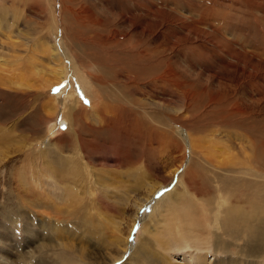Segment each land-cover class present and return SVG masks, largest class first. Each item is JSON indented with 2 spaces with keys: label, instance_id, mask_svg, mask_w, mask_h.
Listing matches in <instances>:
<instances>
[{
  "label": "rangeland",
  "instance_id": "1",
  "mask_svg": "<svg viewBox=\"0 0 264 264\" xmlns=\"http://www.w3.org/2000/svg\"><path fill=\"white\" fill-rule=\"evenodd\" d=\"M78 1L80 6L84 8L83 10H85L86 7L89 6H91L92 9H97L98 3L102 0ZM106 1L109 4L108 7L110 6L111 9L116 8L117 2L123 1L124 3L121 4L119 12L126 15H129V13L134 10L135 6L133 0ZM167 1L175 3L177 2L176 5L182 8L187 4L191 7L197 6L190 9L189 7L185 8L182 12H178L177 16L179 18L192 17L195 20L201 18L207 24H216V22L214 23L212 18H217L220 20L219 23H225L224 25L229 28L228 32L225 30L221 32V34L225 36L231 43H234V49L239 54H243L244 52L256 53L257 62L259 64L255 66L256 73L254 74V77L251 81L252 88L255 94L254 96L259 101V103H257L256 105V108H254L253 120L254 135L257 140V155L255 159L256 161H254L253 164L257 167H254L255 171L257 172L256 175L252 176L246 173V171L243 174H241V172H237L238 174L226 172L224 173L226 182H222L217 186L213 183L204 184L202 178H206L208 177V175L213 174L210 173L209 168L206 166L205 168L197 167L194 175L195 177L189 178L191 174H187V177L190 179H188L189 181L187 180L188 183L181 178L186 177L181 176V173L176 174L173 178L168 180L166 176L168 175L169 168H165L161 163L156 166V164H154V161L152 160L154 159L153 154L150 153V155H148L145 150L149 141V139H147L150 136L149 132L141 131V137H133L134 140H132L133 138H131L130 135L126 136L122 134L123 130L120 125H117L114 128H106L105 126L100 127L94 125L90 116H87L89 115V111L79 112V115H81L82 117H80V121L77 123L78 125L72 126V129H75L69 133V120L61 118L62 111L60 107H57L56 119L52 123L46 125L45 128H43V126H41L40 124V121L43 120L46 113H44L45 111L42 110L40 106L43 105L46 100H43L42 98H40L39 100L34 98L35 93L33 92L35 90L38 92V94H41V87L37 89L42 84L41 80H45L49 83L53 81H51V79H53V76L50 75L49 72L50 70L55 68V66H52V59L49 57L47 50L42 51L41 45H39L42 42H38L36 40L37 36L35 38V42L37 44H35V46H32L31 49L25 50V47L22 48L21 46H14L13 48L8 47L7 45L11 38V34L4 30V21L0 19V42L2 41L0 43V51L1 49L3 51L5 50L4 52H0V80L2 78V81L5 80L3 81L4 84L2 81H0V250L4 249L5 251L10 252L9 256L12 260L15 259L18 255L24 253L31 254V251H37V248L40 246L45 248V253L48 255V261L50 260L51 264H138L135 258L136 255H141V259H145L142 264H195L191 261H189V263L185 262L184 260L185 254L194 249L193 245L196 244V242H194L195 236L189 238L191 239L190 242H183L180 241V239L176 241L177 237L174 228L175 222H178L177 220H179V222L181 220V222H195L199 219L197 222H205L207 220L213 222L215 218L218 217V222H220V220H226L227 222H238L240 220L247 221L250 218L255 220V218L258 219L264 216V0ZM186 1L190 2L187 3ZM249 1L261 3V12L249 8V5H251L249 4ZM166 4L168 9L174 10V7L171 6L168 2H166ZM168 5L170 8L168 7ZM59 6L60 5H58V8H56L57 10L55 12V15L59 14V16H57L55 19H61V21L59 20L57 22V26L59 25L60 27L61 25H66L68 26V28H71L73 26L71 24V18H69L68 15L66 16V14H63V16L61 13H59ZM45 9V13L47 16V6L45 7ZM187 9L188 11H186ZM201 9H203L202 14L199 13ZM163 11L169 14L171 13L168 10ZM2 14V17H8L11 20V13H9L7 16H5L4 12H2ZM216 14H219V16L224 19H220ZM34 16H30L26 12H23V15L20 13L18 17L15 16V18H19V22L20 20H23V17H26V20H30L28 21L29 23L27 22L29 28L24 25L21 26V23L20 25L18 24L17 30L20 31V35L22 34L21 36H29V31L31 32V30L36 29L37 26H40V29H42L41 26L47 25L45 23L48 22V20L40 21ZM167 16L168 15L163 14L160 16L161 19L159 20H163L162 22H165ZM65 17L68 18V20ZM168 20H172V18H168ZM37 22H39V24ZM135 22L137 23L138 21L136 20ZM241 22L250 23V25H248L250 27L241 32L242 34L237 33L235 35H230V30H238L237 28H235L236 24H239ZM35 24L37 26H35ZM238 27L239 29L242 28L240 26ZM50 28H48L49 35L53 33ZM172 29H174L175 31H179L176 27ZM170 34L171 33L167 30V32H164L163 36L160 35V40L166 39L164 37L166 35H169L168 38L172 39V34L171 36ZM245 35L247 36V38H244ZM7 38H9V40ZM3 39L7 40L5 41ZM235 39L238 40L235 41ZM145 40L146 38H143L142 42H140L139 40L137 41L141 45H146L148 41ZM212 40L214 41V39ZM230 42L222 40L221 45V43L216 40L218 47L220 44L223 51H226V49L230 50ZM181 45H179V53H184L185 51L184 54H181L182 57L186 58L188 62H192L195 66L197 65L196 69L200 65L197 70H207L210 71V74H213L211 72H214V74L220 75L224 79V81H228V84L237 86L238 88H242L244 85H246V82H244V80L248 81V79H246L245 77L241 75L237 77L226 76V74L223 72V69L221 68V59L225 60L227 63L233 62L230 57H227L225 52L221 51L220 49L216 50L214 48H210L212 51L208 54V56H210L211 58L210 59L209 57H207V55L205 56L203 54L202 56L199 50H196L197 52H195V50H189V47L187 45ZM37 46L40 47L38 48ZM186 46L187 48H185ZM86 47L87 46L83 44H79L78 47L73 45L72 52L75 54L77 53V56L80 55L78 56L80 60L84 59L85 55H88L90 57L92 56L91 59L89 58L88 60L90 65L93 64L91 66L90 72H93L92 74H95V76H99L101 74L104 76V79L106 81H110L109 83L111 85H106L108 84V82H106V84L102 88V90H104L106 94L118 96V94L121 93V88L114 84L116 80L112 75L113 71L106 64L105 56L100 51H98V53L94 46H88L87 48ZM44 48L47 47L45 46ZM88 48L89 50L87 51ZM93 49L95 50V52H93ZM215 53H217L218 55ZM219 56L221 58H219ZM212 57H215L217 59H212ZM47 58H50V62H48ZM121 59L123 60L122 62L125 63L126 67H133V58L121 57ZM206 68H208L209 70ZM27 71H29V74L27 73ZM18 73L20 75L16 76ZM4 76L7 77L5 78ZM18 77H20L19 84L17 83ZM71 80H73L72 73L69 71V69H66L64 76L60 80L61 83H65L64 86H60L61 83L52 86V88L50 89V96L68 101L69 98L67 97V91L73 89V85L69 84ZM73 83H75V80H73ZM23 84H26L28 86L31 85L32 89L30 90L34 89L33 92H30L29 94H26V96H23V93L26 92L22 87ZM75 95L77 98L79 97L78 93H76ZM123 95L128 94L123 92ZM118 108L119 105H115V109ZM119 111L120 109L116 112L120 118L119 121L125 126L126 121H122L126 120L129 117L122 111ZM141 123L144 124V122ZM240 132L245 131L243 130ZM67 140H70V143ZM52 143V147L54 149L51 147L52 149L50 148L47 154L45 152L46 148ZM63 143L65 146L63 145ZM143 144L144 146H142ZM226 145L230 146V144ZM39 151L41 152L39 153ZM142 151H144L145 153ZM61 159L64 161H62ZM68 159L70 162L68 161ZM65 160H67L68 162ZM139 160L144 161L145 163H138ZM135 161L137 165L135 164ZM147 161H150V163H148ZM69 169L72 172L69 171ZM44 170L46 172H44ZM53 170L55 171V173L52 172ZM79 170L81 171V173ZM59 171H61L62 174ZM63 173L68 174L65 175ZM51 174H53V179H47L46 177ZM56 178L60 179L57 180ZM35 179H41L42 187H33V181ZM233 184L236 186L232 188V186H234ZM69 185L72 186V188L69 187ZM31 187L36 190V194L35 190L34 192L33 190H31ZM47 187H49L50 189ZM222 187L225 188V190L227 187V191H224ZM234 188H236V190L238 191H235ZM233 189L234 191H232ZM38 190L41 191L46 197L40 196ZM57 193L60 194L58 195ZM182 193H184V195ZM220 196L224 198L222 199ZM176 198H178V200ZM193 198L195 201L193 200ZM240 198L241 200H239ZM196 200L199 201L196 202ZM205 200L208 202H206ZM225 200L227 201V203L225 202ZM174 202L176 204H174ZM199 202L203 203L199 204ZM206 203L210 205V207H208V205L206 206ZM50 208H52L53 210H48ZM229 208L230 210H228ZM201 210H205L203 215ZM8 212L11 214V216H6V213ZM19 212H21L20 217L25 219L17 218L16 213L18 214ZM213 215H215V217ZM204 216H207L208 218L206 217L205 219ZM212 231L216 234L215 230ZM188 233L190 235H193L191 232ZM200 235L199 233L197 234V236ZM118 238H127V247H125L124 249L120 247L119 243H117ZM165 243H167L166 248H162L159 246V244L164 245ZM184 243L187 244L185 245ZM234 255H237L236 258L235 256H233V254L226 256L224 255V257L223 255H219L218 257L216 254H213V260L211 259L210 264H232L233 261L236 262L237 259H241L238 254ZM55 257L57 260L55 259ZM229 259H231V262H228ZM255 259L256 263L264 264V256H260L257 254L256 257L254 256V260Z\"/></svg>",
  "mask_w": 264,
  "mask_h": 264
},
{
  "label": "bare ground",
  "instance_id": "2",
  "mask_svg": "<svg viewBox=\"0 0 264 264\" xmlns=\"http://www.w3.org/2000/svg\"><path fill=\"white\" fill-rule=\"evenodd\" d=\"M133 2L135 4L134 10H132L129 13V15H126L124 13L119 12L121 4L124 3L123 1L117 2V6L114 9H111L110 6L108 7L109 4L106 0H102L98 3L97 9H92V7L89 6V7H86L85 10H83L84 8L80 6L78 0H57V1L56 0H0V19L4 21L3 22L4 28H5L4 30L11 34L10 40L9 38H7L9 40V43L7 46L10 48H13L14 46H21L22 48L25 47V50L31 49L32 46H35V44H37L35 42V38L37 36L36 40L38 42L40 41L42 42L39 44L41 45L42 51L47 50L49 57L52 59L51 61V64H53L52 66H55L56 69L58 68L57 70L53 68L49 72L50 75L53 76L52 77L53 79H51V81L53 80L52 82L49 83V82H46L45 80H41L42 84L41 86L37 88L39 89L41 87V90H42L41 94H38V92L35 91L34 89H33L34 92L33 90H30L32 89L31 85L30 86L26 84L22 85V87L24 88V91H26L25 93H23V96L24 95L26 96V94L33 92L35 93L34 98L38 100L40 98H42L43 100L44 99L46 100L43 103V105L40 106V108L45 111L44 113H46L44 115L43 120L40 121L41 126L45 128L46 125H48L49 123H52L56 119V116H57V111H56L57 107H60L62 111L61 118L65 120H69L68 122H69V133H70L75 129V128L72 129L73 128L72 126L78 125L77 123L80 121V117H82L81 115H79V112L89 111V115L87 116H90L93 124L96 126H100V127L105 126L106 128H114L115 126L120 125L123 130L122 134L126 136L130 135L131 138L141 137L142 132H149L150 136L149 138H147L149 139V141H148V144L145 150L148 155H150V153L153 154L154 159L152 160L154 161V164H156V166L159 163H161L163 164L165 168L167 169L169 168L168 175L166 174L167 175L166 178L168 180L173 178L178 173H181L180 174L181 176H186V177H187V174H191L189 178L195 177L194 175H195L197 167L205 168L206 166L209 168L210 173L211 174L213 173V174L208 175V177L206 178L205 177L202 178V181L204 184L213 183L214 185L217 186L222 182H226V178H224V173L226 172L234 173V174H238L237 172L239 173L241 172V174H243L246 171V173L252 176L256 175L257 172L255 171V168H254L256 166H254L253 164H254V161H256L255 159L257 155L256 154L257 152L256 141L257 140L254 135L253 120H254V108H256V105L257 103H259V101L254 96L255 94H254V90L251 84L252 78L254 77V74L256 73L255 66L259 64L257 62L256 53L253 52L254 53L253 54L252 52H244L243 54H239L234 49V46H235L233 45L234 43H231L229 40H227L225 36L221 34V32L225 30L228 32L229 28L224 25L225 23H219L220 20L217 18H212L214 23L216 22V24H207L201 18L195 20L192 17L179 18L177 16V13L182 12L185 8L189 7L190 9V8H194L197 6L191 7L190 5L187 4L185 7L182 8L176 5L177 2L176 3L169 2L167 0H162V1L133 0ZM166 2H168L171 6H173L174 10L168 9ZM249 2H250L249 4H251L249 5L250 6L249 8H252V9H255L261 12L262 10L261 3L254 2V1H249ZM112 3H116V2H112ZM58 5H60L58 12L61 13L62 15L66 14V16L68 15V17L71 18L72 20L71 24L74 26V27L72 26L73 28L72 27L68 28V26L66 25H65L66 27L64 25H61L60 27L59 25L57 26V22L59 20L61 21V19L59 20L55 19L57 16H59V14L55 15L56 14L55 12L57 10L56 8H58ZM46 6L48 9L47 13L49 14V15L47 14V16L45 13ZM163 10H168L171 13L170 14L166 13ZM186 11H188V9ZM2 12L5 13V16L11 13V20L8 17H2L3 15ZM23 12H26L30 16L35 15L34 17L39 19L40 21L48 20V22L45 23L47 25L41 26L42 29H40V26H37L35 24L37 28L35 27L36 29L31 30V32L29 31L30 33L29 36H25V35L21 36L22 34L20 35V31L17 30L18 24L20 25L21 23V26L24 25V26H27V28H29L28 21H30V20H26V17H23L22 18L23 20H20V22L18 20L19 18L18 19L15 18V16L18 17L20 13L23 15ZM199 13L202 14L203 9H201ZM163 14L168 15L165 22H162L163 20L162 21L159 20L161 19L160 16ZM216 15L220 19L222 20L224 19V18H221L219 14H216ZM168 18H172V20H168ZM66 19L68 20V18ZM231 19H232V16H231ZM136 20L138 21L137 23L135 22ZM37 23L39 24V22ZM248 25H250V23L248 22L247 23L241 22L239 24H236L235 28H237L238 30L231 29L229 34L235 35L237 33H241L244 30L248 29V27H250ZM78 26H79V29H78ZM238 26L242 28L239 29ZM174 27H176L179 31H175L174 29H172ZM48 28H50L51 31L53 32L51 35H49L48 33ZM167 30L172 34L173 38L172 39L168 38L169 35H166L164 36L166 39L160 40V35L163 36L164 32H167ZM143 38H146V40L148 41L146 45H143V44L141 45L137 41L139 40L140 42H142ZM244 38H247V36L245 35ZM212 39H214V41ZM216 40L219 43H221V45H222V40L224 41L226 40L227 42H230V50L226 49V51H223L220 44L218 47ZM237 40L238 39H235V41ZM79 44L86 45L87 47L94 46L97 52L100 51L105 56L106 64L113 71L112 75L115 77V80H116L114 84H116L117 86L121 88L122 94L119 93L118 96H112V94L108 95L106 94L104 90H102V88L108 81L104 79L103 75L100 74L101 76L100 75L95 76V74H92L93 72L92 73L90 72L91 66L93 64L90 65L88 60L89 58L91 59L92 56L90 57L88 55H85L84 59L80 60L78 57L80 55L77 56L76 55L77 53L75 54L72 52V46L74 45L78 47ZM181 44L187 45L189 47V50H195V52H197L196 50H199L202 56L204 54L205 56L207 55V57L209 58L210 56H208V54L209 52H212L210 48H214L216 50L220 49L221 51L225 52L227 57H230L233 62L227 63L225 60L221 59L222 60L221 68L223 69V72L226 74V76L237 77L241 75L245 77L246 79H248V81L244 80V82H246L245 83L246 85H244L242 88H238L237 86H232L228 84L227 83L228 81H224V79L220 75L214 74V72H211L213 74H210V71H207V70H202V69L197 70L200 67V65L196 69L197 65L195 66L192 62H188L186 58L182 57L181 54H184L185 51L184 53L183 52L179 53V49H180L179 45ZM3 45H6V44H3ZM45 46L47 48H44ZM187 46L185 48H187ZM88 50L89 48L87 49V51ZM1 51L4 52L5 50L3 51L1 49ZM93 52H95V50ZM121 57L133 58L134 59L133 67L132 68L126 67L125 63L122 62L123 60L121 59ZM214 58L215 57H212V59ZM219 58L221 57L219 56ZM49 59L47 58L48 62H50ZM67 63H68V66H67ZM66 69H69V71L72 73V79L75 80V83H73V80L69 82V84L73 85V89H70L67 91L68 93L67 97L69 98L68 101L62 100L61 98L50 96V89L52 88V86L61 83L60 80L64 76ZM29 71H27L28 74H29ZM18 75L20 74L18 73L16 76ZM4 77L6 78L7 76H4ZM2 79L0 81H2ZM19 81H20V77H18V82L17 80L16 82L19 84ZM109 82L106 85H109L110 84ZM64 84L65 83L63 82L60 84V86L63 87ZM54 90H55V87H54ZM75 92L78 93V96H79L78 98L76 97ZM123 92L127 93L128 95H123ZM115 105H119V108L115 109ZM119 109L120 111H122L129 117L126 120L122 121V122L126 121L125 126L123 123L119 121L120 118L116 113ZM141 122H144V124H142ZM243 130L245 132H240ZM132 140H134V138ZM53 143L48 147L46 146L47 147L45 151L46 153L49 152V149L53 146ZM144 144L142 146H144ZM226 144H230V146ZM40 152L41 151H39V153ZM82 155H83V152H82ZM143 162L144 161H141V160L138 161V163H141V164ZM147 162L150 163V161H147ZM135 164H136V161H135ZM69 171L71 170L69 169ZM44 172L46 171L44 170ZM52 172L55 173L54 170ZM186 177H181V178L187 181L189 178L188 177L186 178ZM46 178L47 179L49 178L52 180L53 174L47 176ZM94 180H95V177H94ZM41 183H42L41 179H35L33 181V187L34 186L42 187ZM58 186H61V185H58ZM235 186L236 185L232 186V188ZM69 187L72 188V186L70 185ZM227 187H226V190L225 188L223 187L222 188L224 189V191H227ZM236 188H234L235 191H238L236 190ZM234 189L232 191H234ZM31 190H33L34 192L35 189L31 187ZM38 193L40 194V196L46 197L41 191H39ZM35 194H36V190H35ZM57 194L59 195L60 193H57ZM182 194L184 195V193ZM176 199L178 200V198ZM239 200H241V198ZM198 201L196 200V202ZM225 202L227 203L226 200ZM202 203L199 202V204H202ZM174 204L176 203L174 202ZM205 205L207 206L208 204L206 203ZM208 207H210V205H208ZM230 208L228 210H230ZM48 210H53V209L50 208ZM204 211L201 210L202 215ZM20 213L21 212H19L18 214L16 213L17 218L25 219V218L20 217ZM8 215L11 216L9 212L6 213V216ZM213 216L215 217V215ZM218 220L219 218L216 217L213 222H210V220H207L205 222H197V221L181 222L182 220L179 222V220H177L178 222H175L174 231L177 237L176 241L180 239V241H183V242H190L191 239L189 238H192L195 236L194 242H196V244L193 245L194 249L192 251L187 252L185 254L184 256L185 262L189 263V261H191L192 263H195V264H210L211 259L213 260L212 258L213 254H216L218 257L219 255H223L224 257V255L226 256V255L233 254V256H235L234 254H238L241 259L239 260L237 259L236 262L233 261L232 264H258L256 263V259L254 260V256L256 257L257 254L260 256H264V216L258 219L255 218V220L250 218L247 221L240 220L238 222H227L226 220H223V221L220 220V222H218ZM212 230H215L216 234ZM188 232H191L193 235H190ZM198 233L199 235L200 234L201 235L197 236ZM127 238H118L117 243H119V246L122 247L123 249L127 247ZM199 239H201L202 241ZM159 246L162 248H166L167 243H165L164 245L159 244ZM5 249H6V246H5ZM9 253L10 252L5 251L4 249L0 250V264H51V261L50 260L48 261V257H47L48 255L45 253L44 247L39 246L37 248V251H33V252L31 251V254L24 253V254L18 255L13 260L10 258ZM135 258L138 264H142L143 261H145V259H141V255H136ZM228 262H231V259H229Z\"/></svg>",
  "mask_w": 264,
  "mask_h": 264
}]
</instances>
